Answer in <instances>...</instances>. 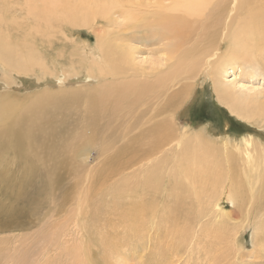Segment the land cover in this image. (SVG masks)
<instances>
[{
  "label": "rangeland",
  "instance_id": "374dc122",
  "mask_svg": "<svg viewBox=\"0 0 264 264\" xmlns=\"http://www.w3.org/2000/svg\"><path fill=\"white\" fill-rule=\"evenodd\" d=\"M105 1H111L115 5L111 11L113 14L109 20L99 19L94 27L74 28L65 24L63 28L59 24L48 25V35L45 33V37L52 40L55 47L51 48V53L47 50L44 52L48 54L47 70L42 64V67L37 64L28 73L9 72L8 67H4L0 60V93L12 91L11 94L20 98L32 96L40 92V89L50 91L51 88L53 91L61 88H98L106 82H112V77L85 80V67H79L76 61L79 59L80 63V59L89 50L92 52L96 49L98 37L102 39L104 35L114 39L117 45L133 46V66L138 70L158 71L149 76L151 81L159 74L176 69L175 59L166 61L167 40L151 27L148 18L150 10H155L163 0ZM73 2L78 3L79 0ZM30 3H33L32 0ZM38 3L40 4L39 1ZM38 3L36 4L39 5ZM66 3L71 4V0ZM27 5L29 0H0V17L10 21L17 18L23 26L27 23L29 25L32 21ZM27 15L28 19L25 18ZM198 39L196 34L189 44ZM223 49H226V43L221 46V50ZM75 52L78 54L74 55ZM246 60L238 59L235 64L223 65L224 68L212 65L209 68L210 74L204 71L195 79L183 80L175 84L168 94L143 99H137L133 94L130 99H136L135 104L139 107L136 113L140 111L142 103L151 107L146 116L149 120L138 126V129H151L167 121L173 124L177 141L154 148L144 143L129 156L123 150L129 138L137 143L143 142L145 136L137 138L134 136L136 131L129 132L130 137L124 135L123 109L100 121L101 130L94 143H88L82 137L85 101H81V106L75 110H42L47 116L40 115L35 121L36 115L33 117V113L29 112L31 115H26L28 122H23V125L16 119L10 125L7 124L8 120L0 122V264H148L154 242H158L162 235H155L157 232L154 230V242L146 243L141 252L133 251V246L124 244L125 235L130 233L129 229L123 227V209L127 202L138 199L145 207L153 195L149 193L144 198L128 196L125 195L126 186L138 184L139 178L145 176L151 168L152 160H156L154 165H161L166 173L171 170L181 148L178 134L183 132L187 133L183 141H190L192 135L199 133L202 138H206L202 141L207 140L218 148L229 142L232 149H235L233 153L238 157L242 153L238 154L236 146L244 149L248 144L250 152L255 155L260 152L254 148L264 146V121L257 116L245 119L233 111V108L242 110L245 101L257 98L264 101V53L257 60ZM79 71H84L79 74L85 79L74 82L75 75L72 74ZM137 74L142 72L138 71ZM129 77L130 75L124 79L129 80ZM211 77L223 89L222 95L227 103L221 102ZM186 83L188 89L184 88ZM170 97H173L171 105L164 108ZM21 128L27 131L28 140H21L19 145L14 143L9 147L8 135L3 130L13 132ZM35 137L36 140H33ZM149 153L153 155L148 157ZM136 157L138 160L134 162L128 159ZM235 161L225 164L228 176L224 174V182L227 185L219 205L213 206L216 217L202 214L203 224L214 223L215 218L219 219L223 213H227L232 219L229 221V228L236 227L237 231L240 229L236 234V247L240 255L233 252L234 258L228 257L220 264H264V255L259 253L260 247H255L253 241L256 223L253 220L259 221L264 217V208L258 210V203L252 200L263 184H249L244 176L245 165L240 159ZM234 175H237L236 180L233 179ZM163 185L164 183L161 186ZM234 185L239 198H242L240 200L246 205L242 210L241 202L237 201L235 204L229 199V187L234 188ZM250 190H255L253 196ZM157 202L153 212L159 213L155 221L160 222L187 203L194 205L195 200L193 197L191 201H188V197L181 201L176 197H164ZM210 209L206 213H210ZM260 213L263 215L259 218ZM244 217L247 219L244 220ZM237 225L242 227L238 228ZM204 226L193 231L203 234ZM187 238L189 241L178 247L180 252L178 251L173 264H206L204 257L212 254L213 250L226 251L227 239L221 236L216 239L201 237L202 244H196L198 236L194 237L196 242H191L190 235ZM169 247L165 245L164 250Z\"/></svg>",
  "mask_w": 264,
  "mask_h": 264
},
{
  "label": "bare ground",
  "instance_id": "6f19581e",
  "mask_svg": "<svg viewBox=\"0 0 264 264\" xmlns=\"http://www.w3.org/2000/svg\"><path fill=\"white\" fill-rule=\"evenodd\" d=\"M30 1L27 10L32 22L29 25L28 20L27 25L23 26V23H20L16 17H14L16 18L14 21L0 17V60L4 67H8L9 72L28 73L37 64H42L46 70L48 69L49 64L46 61L48 54L45 53L46 50L51 53V48L55 47L52 40L45 37V33L46 36L48 35L49 24L50 26L59 24L58 26L63 28L67 24L74 28L94 27V23H97L99 19L109 20L113 14L111 11L115 7L113 2L105 0H79L78 3L71 0V4L66 3L67 0H32L33 3ZM164 1H161L155 10H150L148 18L151 21V27L158 31L164 40H167L165 52L168 58L166 61L175 59V70L159 74L151 81L149 76L158 71L150 70L148 72L135 68L132 64L135 49L133 46L117 45L114 39L104 35L102 39L98 37L96 49L91 50L92 52L89 50V53L87 52L85 57L80 59V63L79 59L76 60L79 67L81 65L85 67L86 79L79 74L81 71L75 72L72 76L75 75L74 82L84 79L99 80L101 77H112V82H106L98 88H61L53 91L51 88L50 91H41L40 89V92H36L32 96L20 98L14 93L11 94L12 91L1 92L0 122L8 120L7 124L10 125L11 121L16 119L23 125V122H28L26 115H31L29 112L33 113V117L36 115L35 121L36 118H40V115L41 117L45 115L42 110L49 112L51 109L61 112L62 110H75L81 106V101H85L86 114L82 119L84 121L82 137L88 143H94L98 139L101 130L100 121L103 118L112 117L120 109L125 111L124 135L130 137L129 132L136 131L134 136L137 138L145 136L143 142L137 143H133L131 137L129 138V141L123 146L127 156L138 150L144 143H148L150 147L154 148L163 143L177 141L174 126L167 121H163L151 129L139 130L138 126L149 120L146 116L150 113L151 107L142 103L140 111L136 113L135 111L139 108L135 104L136 99L131 100L130 98L133 94L137 99L168 94L175 84L183 80L195 79L204 71L209 73V68L212 65L223 67L229 63L235 64L238 59L257 60L264 53V0H171L168 3ZM25 18L28 19V15ZM196 34L199 39L190 45V41ZM225 43L226 49L221 50V46ZM81 50L83 51V49ZM138 71H141L142 74H137ZM129 75V80H125L124 78ZM212 81L221 102L227 103L222 95L223 89L217 80L212 78ZM184 88L188 89L187 83ZM187 89L185 91L189 92ZM191 94L193 93L191 92ZM172 99L173 97H170L164 108L171 105ZM251 101H245L242 104V110L233 108V111L245 119L257 116L264 121V101L260 98ZM3 131L8 135L7 144L9 147H12L14 143L19 145L18 142L21 140H28L25 128L13 132L6 129ZM178 135L180 136L178 144L181 148L171 170L166 173L161 165H154L156 160H152L151 168L145 176L139 178L137 186H126L125 195L144 198L151 194L154 197L152 196V200L145 207L139 199L127 202V206H124L123 227L129 229L130 233L125 235L124 244L133 246L135 252H141L146 243L149 244L155 239L156 236L153 235L156 230L157 234L155 235H162V238H159L158 242L153 241L154 250L149 255L151 260L148 264H154L160 251L161 255L157 258L156 264H173L174 258L180 252L178 247L189 241L187 238L189 235L192 238L191 242H196L194 239L198 236L196 244H202L201 237L207 236L216 239L221 236L227 239L226 251L213 250L212 254L204 257L206 264H220L228 257L234 258L233 252L239 253V249L236 247L238 245L236 241L238 235L236 236V234L240 229L237 231L236 227L229 228L231 226L229 221L232 219L227 213H223L219 219L215 218V222L211 224H203L202 217L206 214L216 217V209L214 210L213 206L219 205L223 198L225 185H227L224 182L225 176H228L225 164L235 163L236 159L237 162L240 159V162L245 165L244 176L247 177L249 184L251 182H255L256 185L263 184L262 189L252 200L257 202L258 206L260 205V207L257 206L258 210L264 208V146L254 148L255 151H260L257 155L249 151L248 144L244 149L241 146H236L238 154L242 153L238 157L233 153L235 149H232L229 142L218 148L207 140L202 141L206 138H202L199 133L192 135L190 141H183L187 136L186 132ZM33 140H36V137ZM232 144L234 145V143ZM151 155L153 154L149 153L148 157ZM128 159L130 162L138 160L137 157ZM1 165L0 161V173H2ZM233 179L236 180L237 175H234ZM163 183L164 185L161 186ZM250 191L253 196L255 190ZM229 194V199L235 204L237 201L241 202V208H239L242 210L245 202L240 200L242 198H239V192L235 185L234 188L229 187ZM159 197L160 199L176 197L179 201L186 197H188V201H191L193 197L195 203L194 205L187 203L180 207L175 214L166 216L163 221L156 222L159 213L153 211L157 201H160ZM209 208H211L210 213H206ZM218 212L220 213L219 208ZM260 214L259 218L263 215ZM246 219L244 217V220ZM255 219L257 220L256 216ZM248 220L250 221L251 218ZM258 220H253L254 223L256 222L253 241L255 247H260L259 253L264 255V217ZM200 226H204L203 234L195 233L193 230H197ZM237 227L241 228L242 225H237ZM165 245L170 246L168 250H164ZM126 256L131 257L127 254Z\"/></svg>",
  "mask_w": 264,
  "mask_h": 264
}]
</instances>
